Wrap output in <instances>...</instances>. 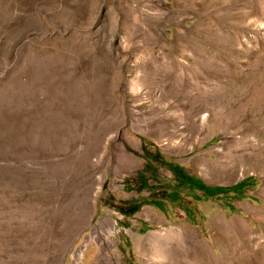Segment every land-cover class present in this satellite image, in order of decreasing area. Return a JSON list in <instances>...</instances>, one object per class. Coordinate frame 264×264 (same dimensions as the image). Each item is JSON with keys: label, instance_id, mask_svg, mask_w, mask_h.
Wrapping results in <instances>:
<instances>
[{"label": "rangeland", "instance_id": "374dc122", "mask_svg": "<svg viewBox=\"0 0 264 264\" xmlns=\"http://www.w3.org/2000/svg\"><path fill=\"white\" fill-rule=\"evenodd\" d=\"M0 264H264V0H0Z\"/></svg>", "mask_w": 264, "mask_h": 264}, {"label": "trees", "instance_id": "16d2710c", "mask_svg": "<svg viewBox=\"0 0 264 264\" xmlns=\"http://www.w3.org/2000/svg\"><path fill=\"white\" fill-rule=\"evenodd\" d=\"M199 186L201 193H203L204 197H213V193L217 190H221L220 188H212V187H207L203 184H198V183H193L192 180L189 181V189L190 191H194L195 187ZM198 196V195H196ZM201 197V196H200Z\"/></svg>", "mask_w": 264, "mask_h": 264}, {"label": "bare ground", "instance_id": "6f19581e", "mask_svg": "<svg viewBox=\"0 0 264 264\" xmlns=\"http://www.w3.org/2000/svg\"><path fill=\"white\" fill-rule=\"evenodd\" d=\"M230 155H231V154L226 153V154H224V155L221 156V157H223V158H224V156H226V157H230ZM221 157H220V158H221ZM206 163L209 164V166H208L209 168L207 167V169H210L211 167L214 168V166H215V168H216V165L219 164V161H217V162H215V163H211V162L207 161ZM220 164H221V163H220ZM217 166H218V165H217ZM226 166H227V165H226ZM234 173H235V172H234Z\"/></svg>", "mask_w": 264, "mask_h": 264}, {"label": "flooded vegetation", "instance_id": "af4514ba", "mask_svg": "<svg viewBox=\"0 0 264 264\" xmlns=\"http://www.w3.org/2000/svg\"><path fill=\"white\" fill-rule=\"evenodd\" d=\"M196 188H197V190L201 193L199 186H196ZM201 194H203V193H201ZM201 194H196V195L199 196V195H201Z\"/></svg>", "mask_w": 264, "mask_h": 264}]
</instances>
